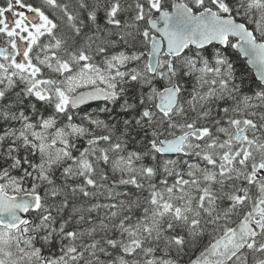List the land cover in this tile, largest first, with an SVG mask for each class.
<instances>
[{
  "label": "snow or ice",
  "instance_id": "obj_1",
  "mask_svg": "<svg viewBox=\"0 0 264 264\" xmlns=\"http://www.w3.org/2000/svg\"><path fill=\"white\" fill-rule=\"evenodd\" d=\"M0 264H264V0H0Z\"/></svg>",
  "mask_w": 264,
  "mask_h": 264
}]
</instances>
